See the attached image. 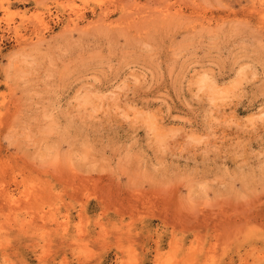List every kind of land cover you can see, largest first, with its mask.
<instances>
[{
	"label": "rangeland",
	"instance_id": "rangeland-1",
	"mask_svg": "<svg viewBox=\"0 0 264 264\" xmlns=\"http://www.w3.org/2000/svg\"><path fill=\"white\" fill-rule=\"evenodd\" d=\"M0 264H264V0H0Z\"/></svg>",
	"mask_w": 264,
	"mask_h": 264
}]
</instances>
